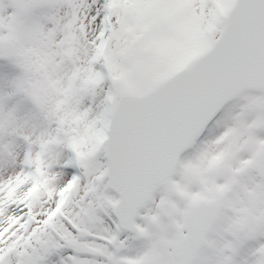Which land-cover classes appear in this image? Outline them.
<instances>
[{
	"label": "snow or ice",
	"instance_id": "1",
	"mask_svg": "<svg viewBox=\"0 0 264 264\" xmlns=\"http://www.w3.org/2000/svg\"><path fill=\"white\" fill-rule=\"evenodd\" d=\"M0 264H264V0H0Z\"/></svg>",
	"mask_w": 264,
	"mask_h": 264
}]
</instances>
